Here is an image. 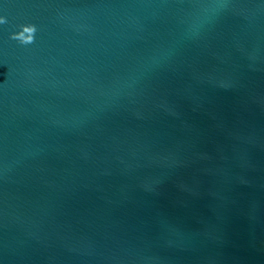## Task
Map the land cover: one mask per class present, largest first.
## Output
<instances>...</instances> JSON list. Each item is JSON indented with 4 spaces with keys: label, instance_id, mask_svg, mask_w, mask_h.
<instances>
[{
    "label": "water",
    "instance_id": "water-1",
    "mask_svg": "<svg viewBox=\"0 0 264 264\" xmlns=\"http://www.w3.org/2000/svg\"><path fill=\"white\" fill-rule=\"evenodd\" d=\"M0 17V264H264V0Z\"/></svg>",
    "mask_w": 264,
    "mask_h": 264
},
{
    "label": "clouds",
    "instance_id": "clouds-1",
    "mask_svg": "<svg viewBox=\"0 0 264 264\" xmlns=\"http://www.w3.org/2000/svg\"><path fill=\"white\" fill-rule=\"evenodd\" d=\"M4 22H5V18L4 17H0V23H4ZM36 30H37L36 29V26L33 25V28H32V38L30 40H27V41L21 40L16 33H13L12 34V37L14 39L20 40L22 43H25V44L32 43L34 41V39H35V32H36Z\"/></svg>",
    "mask_w": 264,
    "mask_h": 264
}]
</instances>
